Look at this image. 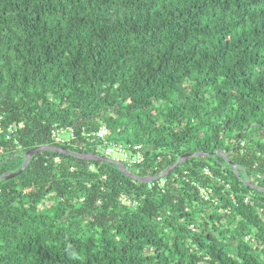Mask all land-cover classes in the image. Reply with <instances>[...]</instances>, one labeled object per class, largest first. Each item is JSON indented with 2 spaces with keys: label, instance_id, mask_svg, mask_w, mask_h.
I'll list each match as a JSON object with an SVG mask.
<instances>
[{
  "label": "trees",
  "instance_id": "1",
  "mask_svg": "<svg viewBox=\"0 0 264 264\" xmlns=\"http://www.w3.org/2000/svg\"><path fill=\"white\" fill-rule=\"evenodd\" d=\"M111 142L141 146L139 176L221 151L240 177L217 154L143 183L42 151L0 180V264H264L242 181L264 189V0H0V174Z\"/></svg>",
  "mask_w": 264,
  "mask_h": 264
},
{
  "label": "water",
  "instance_id": "2",
  "mask_svg": "<svg viewBox=\"0 0 264 264\" xmlns=\"http://www.w3.org/2000/svg\"><path fill=\"white\" fill-rule=\"evenodd\" d=\"M42 151H52V152H56V153H62V154H66V155H71L74 157H78V158H82V159H86V160H95V161H102V162H111L117 165V167L119 168V170L126 176H128L129 178L136 180V181H140L143 183H150V182H154L156 180H159L161 178H164L165 176H167L169 173H171L173 171V169L178 166L180 163H182L183 161L187 160L190 157H198V156H206V155H220V156H224V158L226 159L227 163L233 167L235 173L237 174L238 177H240L239 175V168L231 161H229L227 159V155L226 153H222L221 151H215L212 154H206V153H201V152H194V153H187L184 154L183 156L179 157L177 159V161L175 163H173L172 165H170L164 172H162L160 175L157 176H139L135 173H132L131 171L128 170V168L120 161L113 159V158H109V157H105L102 155H97L94 153H76V152H72L69 150H66L60 146H54V145H46V146H37L34 147L32 149H29L28 151L23 153L24 159L22 162V165L19 169L10 172H4L2 174H0V180H9L12 179L14 177H16L18 174H20L28 165L29 160L36 155L37 153H40ZM247 186L251 187L252 189H256V190H261L264 191V189L260 188L259 186H257L256 184H253L251 181L249 180H242Z\"/></svg>",
  "mask_w": 264,
  "mask_h": 264
},
{
  "label": "built area",
  "instance_id": "3",
  "mask_svg": "<svg viewBox=\"0 0 264 264\" xmlns=\"http://www.w3.org/2000/svg\"><path fill=\"white\" fill-rule=\"evenodd\" d=\"M22 126L21 124L19 126H16L15 124L9 125L7 129V138L10 137L12 133L16 131L18 127ZM62 130H56L52 132V137L57 143H61L64 141H68L69 138L72 137V132H69L68 137H61L60 134L62 133ZM95 135L98 138H104L108 135V130L106 127H101ZM103 156L111 158L112 155L118 154L120 156V159H116L120 162H122L125 166L129 167H135L140 165L143 162V154L141 152V146L140 145H129L119 142H111L107 144L105 147L102 148ZM204 173L209 174V169L204 168ZM162 179V178H161ZM153 183V182H150ZM163 183V182H162ZM212 193L211 188H200V194L204 197V199H208L209 195ZM125 201V200H123Z\"/></svg>",
  "mask_w": 264,
  "mask_h": 264
},
{
  "label": "rangeland",
  "instance_id": "4",
  "mask_svg": "<svg viewBox=\"0 0 264 264\" xmlns=\"http://www.w3.org/2000/svg\"><path fill=\"white\" fill-rule=\"evenodd\" d=\"M61 137H68L69 136V132L68 131H63L61 134H60ZM102 155H103V152H102ZM111 158L113 159H120V156L118 154H114L111 156Z\"/></svg>",
  "mask_w": 264,
  "mask_h": 264
}]
</instances>
